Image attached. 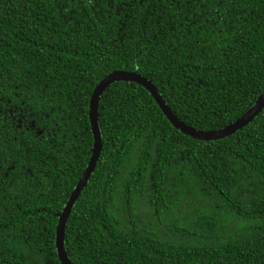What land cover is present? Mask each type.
Returning <instances> with one entry per match:
<instances>
[{
	"label": "trees",
	"instance_id": "1",
	"mask_svg": "<svg viewBox=\"0 0 264 264\" xmlns=\"http://www.w3.org/2000/svg\"><path fill=\"white\" fill-rule=\"evenodd\" d=\"M137 72L200 131L264 93V0L0 2V264H62L59 216L93 155L90 104ZM103 150L73 208V264H263L264 110L178 131L144 87L102 95Z\"/></svg>",
	"mask_w": 264,
	"mask_h": 264
},
{
	"label": "water",
	"instance_id": "2",
	"mask_svg": "<svg viewBox=\"0 0 264 264\" xmlns=\"http://www.w3.org/2000/svg\"><path fill=\"white\" fill-rule=\"evenodd\" d=\"M2 1L5 0H0V2ZM116 82H133L144 87L153 96V98L155 99V101L163 111L164 115L171 122V124L178 131L182 132L184 135L197 141H203V142L218 141L227 138L229 136H232L238 131L245 128L246 126L250 125L255 120V118L258 117L264 110V93H263V95L258 99L255 106L252 107L245 115H243L236 122L217 131H200L195 128H192L190 125L181 121L172 112L171 108L168 107L164 98L159 93L158 89L154 86V84L150 80L140 75L139 73L119 71L107 76L95 89L90 104V120L95 137L93 155L82 178L80 179L77 187L72 193L65 209L59 216L56 247L62 264H73L71 259L69 258L66 249L67 225L71 217L73 208L80 199L83 192L86 190L91 180V177L97 168L99 159L101 157V153L103 150V140L99 125V105L102 95L105 93V91L108 88H110L111 85H113Z\"/></svg>",
	"mask_w": 264,
	"mask_h": 264
}]
</instances>
